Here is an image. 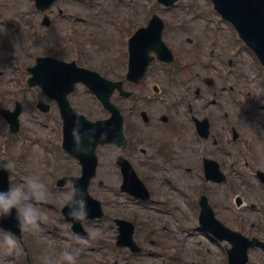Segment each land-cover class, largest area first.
I'll use <instances>...</instances> for the list:
<instances>
[{
    "label": "rangeland",
    "instance_id": "rangeland-1",
    "mask_svg": "<svg viewBox=\"0 0 264 264\" xmlns=\"http://www.w3.org/2000/svg\"><path fill=\"white\" fill-rule=\"evenodd\" d=\"M83 1L57 0L53 9L54 26L38 29V35L49 46L54 44L55 56L70 59L80 54L84 63L110 80L125 79L126 36L144 26L153 13L164 20L163 40L173 51L174 62L168 64L154 59L140 85L125 81L126 88L145 97L139 102L151 104V111L160 112L166 101L193 99L197 85L205 89L198 79L218 73L215 86L219 102L231 110L227 128L230 124L236 126L239 137L232 140L229 131L226 132L232 151L227 157V181L213 185L210 202L216 217L228 227L264 240V183L255 176L257 168L264 171V94L259 97L254 94L264 85V68L252 51L239 40L233 27L220 18L210 0H178L171 7L156 0ZM27 4V0H0V57L11 54L13 58L5 69L6 74L0 78V105L12 108L14 99L23 104L16 134L8 133L0 118V159L6 158L13 164L10 188L22 186L29 175L39 176L47 188L46 200L37 204L40 228L22 229V238L35 257L33 264H46L45 255L54 264H62V251L69 247L77 254L76 264H110L114 259L132 264H228L229 243L213 240L199 229L197 206L183 205L179 199L175 202L172 199L169 205L141 203L119 189L121 175L114 163L115 147L110 144L96 148L98 166L88 188L101 201L104 216L98 220L82 217L91 237H75L70 223L60 213L64 200L73 192L72 182L57 186L55 181L63 175H79L80 165L61 149V120L56 106L40 88L26 84L24 66L33 63L37 49L46 50L43 41L35 39L38 43L37 48L32 47L35 52L23 51L27 49L25 34L33 32L24 24H31L35 19ZM61 11L63 16L59 15ZM72 27L75 29L70 31ZM69 33L79 43L78 53L70 43ZM152 83L163 88L162 101L156 94L152 95L149 88ZM229 86H232L231 92ZM5 89H9L7 93ZM38 99L50 102L51 109L44 114L37 112L34 104ZM69 99L74 108L91 120L108 116L82 84L76 85ZM112 99L125 109L132 104L126 99L120 100L116 92ZM177 178L179 184L190 186L185 176ZM162 181L160 175L151 180L156 188L152 193L159 200L170 191ZM237 198L242 200L240 206H236ZM114 217L135 223L134 238L143 245L144 252L130 255L127 249L114 245ZM97 238L103 242L95 249L91 244ZM147 248L151 253L146 252ZM23 256L20 246L11 255L0 252V264H23ZM247 264H264V251L252 248Z\"/></svg>",
    "mask_w": 264,
    "mask_h": 264
},
{
    "label": "water",
    "instance_id": "water-1",
    "mask_svg": "<svg viewBox=\"0 0 264 264\" xmlns=\"http://www.w3.org/2000/svg\"><path fill=\"white\" fill-rule=\"evenodd\" d=\"M165 5H171L176 0H158ZM214 8L221 16L229 20L240 37L254 51L260 62L264 65V0H212ZM163 23L154 15L150 20L148 27L140 29L130 39V70L129 78L138 80L144 73L149 62L147 52L155 50L158 57L170 61L171 52L167 49L161 40V29ZM34 73L29 79L30 84L38 83L44 91L50 96L57 99L60 113L63 118V145L68 151L77 154L84 166L83 175L75 180V187L78 194H83L87 215L91 217L100 216L99 202L92 199L87 193V184L89 178L95 173L96 157L94 147L98 143L108 141H124L122 133V117L119 110L110 102V94L115 86L120 89V82H111L99 74L86 69H78L72 64H65L59 60L47 58L44 64L31 68ZM76 81H83L98 96L102 104L111 111V116L104 120L89 121L83 115L76 113L69 105L66 94L69 93ZM121 93L128 95L129 92ZM20 107L17 105L14 111L9 112L2 110L1 113L6 116L10 122L13 131L17 129L18 114ZM79 119L81 122V142L86 147V151L80 152L73 149V136L71 129L73 121ZM89 136L94 137L89 143ZM123 165V161H122ZM124 183L123 188L133 192L138 191L140 196L148 197L142 183L138 180L135 173L125 161L123 167ZM223 177L217 173L216 180ZM263 179V178H262ZM264 180V179H263ZM8 188V169H0V189ZM145 192V194H141ZM202 209L199 215L201 226L210 231L219 240L227 239L231 247L227 249L229 264H246L247 250L250 246H261L264 249V242L257 238L249 239L237 231L224 226L214 217L211 208L207 205L206 200H201ZM67 207V206H66ZM73 219V218H72ZM120 224L118 229L117 243L120 245H129L132 250H138L134 245L131 234L133 226L131 223L116 220ZM4 227L11 230H18L16 221L13 216L1 220ZM75 231L82 233L79 220H74ZM113 264H117L114 262Z\"/></svg>",
    "mask_w": 264,
    "mask_h": 264
},
{
    "label": "flooded vegetation",
    "instance_id": "flooded-vegetation-1",
    "mask_svg": "<svg viewBox=\"0 0 264 264\" xmlns=\"http://www.w3.org/2000/svg\"><path fill=\"white\" fill-rule=\"evenodd\" d=\"M27 8L35 15V19L31 21V24L30 22L24 24L26 27L29 25L28 30L32 28L33 32L31 37L29 33L25 34L27 49L23 51L30 50L33 45L37 47L38 43L34 40L39 39L43 41L42 45L46 49L42 54L55 56L54 44L49 46L47 41L38 35V29L54 26L55 2L41 11L35 6L34 1L28 0ZM59 15L63 16L64 13L60 12ZM70 59H75L79 65H86L80 54ZM10 60H13L12 55L3 59L0 57V78L6 74L5 69ZM27 66L28 64L25 65V69ZM217 76L218 73H215V76L203 75L202 79L198 80L205 89L197 85L193 91V99L166 101L163 105L164 109L160 112L151 111V104L141 105L138 92L133 94L132 104L129 106L124 124L126 145L124 148L118 144L113 146L116 156L122 155L130 161L149 189V200L152 203L161 202L169 205L172 204V199L173 201L179 199L183 205L193 207L198 206L201 195H205L210 202L212 197L210 190L217 183L204 177L205 164L209 160L216 161L220 169L226 173L227 157L232 153L228 146L226 132L229 131L232 139L234 125L230 124L227 128V120L231 122V110L227 104L219 102L218 90L215 86ZM207 84H210V87H207ZM162 89L159 88L160 91ZM7 90L5 89L4 93H7ZM231 90L232 86H229V92ZM155 175H160L162 184H166L170 189L161 200L152 193L156 190L151 184ZM178 176H185L190 181V186L179 184Z\"/></svg>",
    "mask_w": 264,
    "mask_h": 264
},
{
    "label": "clouds",
    "instance_id": "clouds-1",
    "mask_svg": "<svg viewBox=\"0 0 264 264\" xmlns=\"http://www.w3.org/2000/svg\"><path fill=\"white\" fill-rule=\"evenodd\" d=\"M257 97L264 94V85H260L254 93ZM81 122L77 118L73 121L71 134L73 136V149L75 151H86L81 142ZM94 137L89 136V143ZM13 167L10 160L0 161V169ZM47 198V188L44 182L37 175H29L22 186L7 189H0V220L13 216L16 226L25 231L38 230L41 225L40 212L37 204L44 202ZM68 207V216L73 220H80L86 216L85 200L83 194H78L73 182V192L63 202ZM19 248V241L10 230L0 228V252L5 256L11 255ZM46 264H54V261L47 255L44 257ZM77 254L70 247L65 248L61 254V262L76 264Z\"/></svg>",
    "mask_w": 264,
    "mask_h": 264
}]
</instances>
